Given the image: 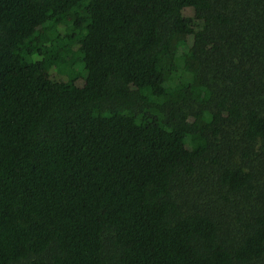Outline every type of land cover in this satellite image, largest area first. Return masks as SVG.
<instances>
[{"label":"trees","instance_id":"16d2710c","mask_svg":"<svg viewBox=\"0 0 264 264\" xmlns=\"http://www.w3.org/2000/svg\"><path fill=\"white\" fill-rule=\"evenodd\" d=\"M0 264H264V0H0Z\"/></svg>","mask_w":264,"mask_h":264}]
</instances>
